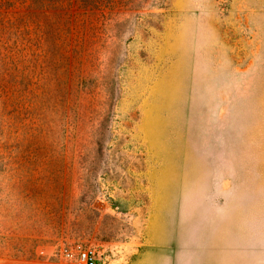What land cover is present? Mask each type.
<instances>
[{"label": "rangeland", "instance_id": "rangeland-1", "mask_svg": "<svg viewBox=\"0 0 264 264\" xmlns=\"http://www.w3.org/2000/svg\"><path fill=\"white\" fill-rule=\"evenodd\" d=\"M93 1L0 0V264H264V0Z\"/></svg>", "mask_w": 264, "mask_h": 264}, {"label": "built area", "instance_id": "built-area-1", "mask_svg": "<svg viewBox=\"0 0 264 264\" xmlns=\"http://www.w3.org/2000/svg\"><path fill=\"white\" fill-rule=\"evenodd\" d=\"M59 254L70 264H99L98 252L92 247L83 244L63 246Z\"/></svg>", "mask_w": 264, "mask_h": 264}, {"label": "crops", "instance_id": "crops-1", "mask_svg": "<svg viewBox=\"0 0 264 264\" xmlns=\"http://www.w3.org/2000/svg\"><path fill=\"white\" fill-rule=\"evenodd\" d=\"M160 251H162V249L160 248H154V247H150L147 249V252L145 254H141L140 256L136 257L131 264H155L153 262V254L155 253H160ZM160 255H164L163 253H161ZM167 257V256H166ZM167 258L162 259L161 262L157 263V264H170L169 262H166Z\"/></svg>", "mask_w": 264, "mask_h": 264}, {"label": "trees", "instance_id": "trees-1", "mask_svg": "<svg viewBox=\"0 0 264 264\" xmlns=\"http://www.w3.org/2000/svg\"><path fill=\"white\" fill-rule=\"evenodd\" d=\"M80 1H82V2H84V3L86 4V1H87V0H80ZM93 2H96V1L94 0Z\"/></svg>", "mask_w": 264, "mask_h": 264}]
</instances>
